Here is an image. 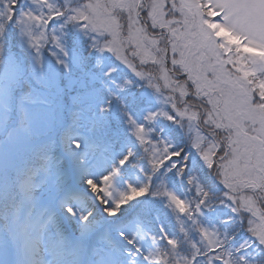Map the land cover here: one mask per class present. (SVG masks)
I'll return each instance as SVG.
<instances>
[{
    "label": "rangeland",
    "instance_id": "1",
    "mask_svg": "<svg viewBox=\"0 0 264 264\" xmlns=\"http://www.w3.org/2000/svg\"><path fill=\"white\" fill-rule=\"evenodd\" d=\"M25 1L27 14L18 25L25 30V40L30 34L39 44H44L49 35L53 39L60 36L57 28H50L48 32L42 29L44 21L52 13L65 8L71 12L69 17L75 14L83 23L81 27L69 17L66 21V31L74 33L75 41L80 43L81 39L92 36L101 43L106 41L102 44L103 50L113 55V66L132 73L133 81L138 83L140 80L146 88L161 95L154 104L156 108L146 111L143 117L151 120L170 106L171 114L168 116H172L175 123L173 130L179 139V148L170 137H166L162 140V148L154 149L155 159L165 154L175 155L179 149L186 148L200 175L215 181L214 188H210L213 202L219 205L225 199L227 206L224 210L234 226L241 225L239 221L243 219L245 223L242 226L250 230L264 255V232H261L254 216L259 212L256 202L264 211V81L258 84L260 79L254 73L263 72L264 57L256 58L257 61H252L251 57L253 50H264V23L245 27L238 19H233L235 12L229 13L228 6L243 0H199L196 8L187 7L188 0H152L143 19H138L133 10L137 0H127L131 11L119 16L121 18L110 16L115 9V0H89L76 9L69 5L76 0ZM209 4L211 7H208ZM221 5L227 19L220 20V23L210 21V17L216 16L213 8H220ZM37 17L40 18L39 26ZM174 21L178 23L176 26L171 24ZM159 32L169 33L167 54L163 50L165 37L158 36ZM210 33L208 47L201 50L199 42ZM14 37L28 50L26 42L18 35ZM226 47L235 53L224 54ZM196 48L201 51L188 82L190 88L185 80L179 82L177 77L170 75L165 59L168 55L170 63L179 67L183 61L186 64V51L190 49L192 53ZM130 49L134 57L131 62L125 56ZM32 51L36 53L30 55L32 58L29 60L31 69L35 70L33 80L48 90L55 89L56 67L52 68L51 59L40 51ZM69 53L66 66L59 63L65 61L59 50L51 57L65 69L70 67L69 61H75L72 51ZM41 59L47 69L37 66L36 62ZM11 95L0 96V111L11 107L14 120H18L22 112L26 127L15 134L14 131L6 132L3 122L0 124V176L7 174L14 156H19L29 146L49 136L54 126L49 93L31 90L26 95L20 92L14 103L11 102ZM32 100L36 103H31ZM79 102H86L87 105L74 129L78 136L68 140L58 156L52 158L32 182L27 183L25 187L29 200L24 203L25 209L14 212L11 226L5 228L9 231L10 243L15 247L13 256L6 231L0 227V264H18L17 261L19 264H149V260L159 256V249L149 231L127 227L110 232L111 228L105 225L124 195L142 186L141 180L131 176L122 183L117 177L120 162L129 152V147L125 145L105 158L99 155L93 157L92 151L86 148L79 147L81 153H78L73 141H78L81 146L82 135L90 131V124L99 121L105 110L96 91L85 94ZM5 116L0 113V122ZM130 117L135 134L145 137L139 118ZM252 139L256 142L245 143ZM72 159L77 165H69L56 172L61 163ZM66 181L69 182L67 186ZM85 181L89 183L85 184ZM105 202L108 204L107 215ZM174 204L179 206L181 202L177 198ZM65 206L74 209L76 218L64 211ZM249 210L250 215L247 214ZM88 213L91 217L84 221L82 217ZM261 218L264 220V217ZM45 220L48 222L43 225ZM204 235L210 246L216 243L211 230H205ZM128 240L133 243L129 245ZM94 244H100L102 248L93 250ZM137 247L139 252L135 251ZM65 248L73 251L65 254ZM87 248L92 251L88 259L83 257ZM145 256L148 261H145Z\"/></svg>",
    "mask_w": 264,
    "mask_h": 264
},
{
    "label": "snow or ice",
    "instance_id": "2",
    "mask_svg": "<svg viewBox=\"0 0 264 264\" xmlns=\"http://www.w3.org/2000/svg\"><path fill=\"white\" fill-rule=\"evenodd\" d=\"M0 3H3L5 5V9L3 11H0V39H7L11 41L13 39V34L15 33L18 35L24 42L27 44V48L32 51L33 49H36L37 51H40L43 55L45 50L48 51L50 55L54 54L57 50H59V53H62L65 57V61H59V63L62 66H66V60L69 57L70 53L68 48L66 47V42L70 43V37L71 34L68 32H65L61 36L54 37L52 40V44L54 47L49 48L47 42L44 44H39V41L33 39L31 35L29 34L28 40L24 39L25 36V30L21 27H18L22 23V17L26 16V9L22 5V0H0ZM49 7H51L49 5ZM208 7H211V4L208 5ZM229 13L235 12V17L233 19H238L240 24L247 27L249 24L254 23H264V0H243V2L240 3H234L230 4L228 6ZM213 11L216 12V16L213 18L214 20L220 21L222 19H227V16H225L223 12V5L220 6V8H213ZM7 13V14H6ZM59 17V19H58ZM64 18V12L59 13H52V16L44 21V28L42 31H47V29L53 27L55 24L63 20ZM72 21H76L81 24V27H83L82 21L78 19V16L73 14L69 17ZM40 18L37 17V25L39 26ZM78 43V41H71V44L75 45ZM37 45L39 47L37 48ZM0 53H2V49H0ZM57 58V56H56ZM37 66L42 68L43 63L42 59L38 60ZM23 66L15 61L14 59H6L2 54H0V96L11 93L13 96H15L17 93H20L23 91V85L21 84V74L23 72ZM116 71L115 68H110L106 75H110L112 72ZM131 83V81H129ZM35 90V89H33ZM31 103L35 104L36 100H32ZM73 146L76 148L80 147V144L78 141H73ZM185 150L183 148L179 149L175 156H170L167 158L165 162L161 165V167L167 168L169 164L172 165V168L177 167L175 161L183 159V164L180 165V168L182 169L180 175H184V170L188 167V161L187 158L184 157ZM129 157H126L123 161L120 162L121 167H123L128 160ZM171 170V169H169ZM119 171V170H117ZM89 181H85V184H88ZM149 189L147 187L142 188L139 190V193L136 197V199H139L141 197H147L148 196ZM155 195V194H153ZM165 195H168L170 199L175 203L176 197L173 196L170 193H165ZM205 202L202 200L201 204H204ZM123 205L121 206V209L114 212L112 215L113 217L118 216L121 214V210L123 209ZM105 208V214L107 215L108 210V204L107 202L104 203ZM187 209V205L185 204V207L181 209V212ZM64 211L71 217L76 218V212L71 206H65ZM203 214V213H201ZM91 217V213H88L87 215L83 216L82 219L84 221H87ZM225 223H228L229 221L225 220ZM241 224L245 223L243 219L239 221ZM246 231H249V234L251 235L250 230L245 229ZM160 232L165 240L166 243H172L171 239L169 238L167 232L163 229V227L160 228ZM120 236L123 237L124 233L121 232ZM255 239V237H253ZM127 243L131 245L133 243L132 240H128ZM136 252L140 251V248L137 247L135 249ZM129 255H133V253H128ZM145 261H148V257H144ZM255 257H253V260Z\"/></svg>",
    "mask_w": 264,
    "mask_h": 264
},
{
    "label": "trees",
    "instance_id": "3",
    "mask_svg": "<svg viewBox=\"0 0 264 264\" xmlns=\"http://www.w3.org/2000/svg\"><path fill=\"white\" fill-rule=\"evenodd\" d=\"M4 40H5V42L3 43L1 41V39H0V49H2V53H0V54H2L5 57V55H9L12 52L13 49H12L11 46H12V43H14L15 41H14V39H12L11 41H9L7 39H4ZM131 97H132V95L123 94V96H121V97H117V98H113V99L111 98V100L109 102L108 109H110V110L113 109L112 112H114L113 113V115H115L114 118L118 117L117 116L118 115L117 112L122 110V107L124 106V104H126V102H129L132 105V102H130V100L132 99ZM133 99H135V98H133ZM176 144H177V146H179L178 143H176ZM180 146H182V145H180ZM184 150H185L184 157L187 158V161H188V167H187L186 170H184V173L186 174L187 179L190 180V178H191V180H195L193 185H197V183L201 182V185L203 186V188L201 186H199V188L201 190H203V191L201 192V196H199L200 199H202V197L204 196L203 197L204 200L206 198H208V205L210 207L218 208V206L213 202L214 196H212L210 194V188L211 189L214 188L215 181H213L212 178H210V177L208 178V177L199 176L196 173V172L199 173L198 168L196 169L197 166L195 167V169H193V166H194V162L192 161L193 157H191L189 155V153H188L186 148H184ZM46 151H47V149H46ZM149 154H150L149 152H145L144 151L143 154L140 155L139 157H140V159L146 161V158H147V156H149ZM34 155L35 154H32L29 159H25V157H24V158H22V159H20V160H18V161H16L14 163V165H13V176L14 177L18 176L22 170H25L28 167V165L36 163L37 158H35ZM24 159H25V162H24ZM177 162H180L179 165H181V164H183L184 160L180 159V160H177ZM39 163H37V165H39ZM143 164H146L147 166L150 165L148 162H144ZM192 169H193V172H194L193 175L191 173ZM29 170H30V168H29ZM181 171H182V169H181ZM6 183H8V182L6 180H4L3 183L0 184V202H2L5 199L4 192H2V190H3L4 184H6ZM145 183L146 184L148 183V180L146 178H145ZM147 185L145 187H147L149 189L148 196L147 197H141L139 199H136L138 194L132 195L133 197L132 196L131 197H126L125 198V202L127 204V207H126L125 210H121V213H124L125 211L129 210L130 208H132L136 204H139V203L142 204L144 199L150 198V196L153 194L152 193L153 189H152V187L149 188ZM214 195H215V193H214ZM203 206H204V204H203ZM162 208H164V205H162ZM221 215H223V217H229V214H226V213H223V212L221 213ZM168 224L171 227H174L173 226V222H169L168 221ZM217 225L220 226L219 224H217ZM236 227H237V229H243L244 226H242V224L241 225L240 224H238V225L236 224V226H234L232 228L230 226H228V228H227L228 229V233H226V232L225 233H221L220 232V235L223 237V234H225L226 235L225 238H228L229 234L233 233L236 230ZM176 233L179 236L181 234V232L178 231V230H176ZM228 240H231V239H228ZM237 251L238 252L236 254H241L242 253L241 250H237ZM254 257H255L254 264H264V255L262 253L261 254H256ZM170 258H172V255L170 256ZM240 260H241V258H240ZM237 261H239V259H237Z\"/></svg>",
    "mask_w": 264,
    "mask_h": 264
},
{
    "label": "flooded vegetation",
    "instance_id": "4",
    "mask_svg": "<svg viewBox=\"0 0 264 264\" xmlns=\"http://www.w3.org/2000/svg\"><path fill=\"white\" fill-rule=\"evenodd\" d=\"M138 4L136 6H134V9L136 11V15H137V18H140V19H143L144 17V14L147 12V10H149V7L151 6L150 3H151V0H137ZM143 6V9H139L140 6ZM131 11L130 9V3L129 1L127 0H115V9L112 13H110V16L111 18H121L119 16H123L125 14H128V12ZM145 23V22H144ZM144 27L146 28V24H143ZM160 35H164L165 39H166V46L169 47L168 43L170 41V37H169V33H158V36ZM151 36H157V34H152ZM162 37V36H161ZM195 38L196 40L198 38L196 37H193ZM208 39H209V36L208 34H205V38L204 40H202V42L199 44L200 45H203V43H208ZM200 40V39H199ZM161 42V41H160ZM194 44L197 45V43L194 41ZM201 50H204L203 48H201ZM201 50H198V48H196L195 52H192L190 53V49L188 51H186V57H185V62L186 64L184 63H181L180 66L178 67V65H174V63H170V59L168 57V55H166V66L168 68V72L170 73L171 76H174V77H177L179 79H187L189 80L190 77L193 75V68H194V65L196 63V60H197V56L199 54V52ZM167 52L169 53V50H167ZM167 54V53H166ZM196 66V65H195ZM179 70L180 73H179Z\"/></svg>",
    "mask_w": 264,
    "mask_h": 264
}]
</instances>
